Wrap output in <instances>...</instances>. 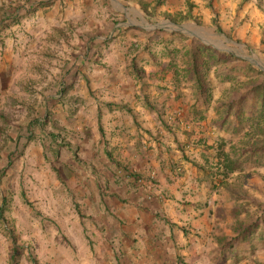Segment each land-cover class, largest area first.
<instances>
[{
  "label": "crops",
  "instance_id": "crops-1",
  "mask_svg": "<svg viewBox=\"0 0 264 264\" xmlns=\"http://www.w3.org/2000/svg\"><path fill=\"white\" fill-rule=\"evenodd\" d=\"M185 1L164 0V10L186 15ZM4 2L0 126L10 130L0 134L1 156L19 189L13 221L26 229L13 254L22 243L40 264H212L233 252L236 246L220 245L233 237L216 231L220 216L211 213L218 207L231 217L235 200L193 162L217 163L221 142L233 158L230 147L242 132L212 127L213 109L200 119L194 91L177 83L170 60L154 62L144 51L154 30L132 19L144 15L140 5L147 0ZM227 5L235 13L236 4ZM196 11L207 22L208 9ZM76 26L81 39L62 40L61 33L78 32ZM247 28L246 22L234 32ZM57 47L64 53L55 72L36 67L42 82L32 102L26 81L34 60L28 52L39 51L45 67L59 57ZM212 74L214 91L222 82ZM221 95L213 93L214 101Z\"/></svg>",
  "mask_w": 264,
  "mask_h": 264
},
{
  "label": "trees",
  "instance_id": "trees-1",
  "mask_svg": "<svg viewBox=\"0 0 264 264\" xmlns=\"http://www.w3.org/2000/svg\"><path fill=\"white\" fill-rule=\"evenodd\" d=\"M157 6L162 4L157 0ZM208 7L214 10L213 2L210 0ZM147 15V11H145ZM169 16L174 23H187L194 21L197 25H203V22L195 17L191 11L186 15ZM10 18V17H9ZM17 22L18 19H12ZM217 32L223 34V29L218 25L217 17L213 19ZM163 30H154L148 37V44L144 51H149L151 59L158 61V57L168 58L170 67L175 72L177 83L183 81L189 84L195 93L196 101L194 111L200 114V119H206L205 113L213 109L216 118L211 126L220 131H229L233 129L235 134L239 135L236 144L230 147L233 158L225 152L226 143L221 142L218 145L217 163H210L206 158L204 164L193 162V165L201 170L205 177L219 180L215 188H220L223 195L232 196L238 205L232 210L231 216L236 220L234 236L229 241H221L220 245L225 250H231L236 245H241L245 241L253 240L254 236L264 226V201L253 199L247 204L241 191L237 188L232 189L229 186L230 177L243 170V164L247 161L254 162L256 166L264 167V72L255 67L251 62L235 56L232 53L220 51L211 45L190 36L173 32L172 36H178L184 42L188 43L183 51L171 48L172 44L167 45L164 41L158 44L163 45V49L158 53L152 52V43H157L161 39ZM150 45V46H149ZM183 52L184 60L179 63L178 56ZM134 69L137 65L135 59L132 62ZM181 65V67H180ZM211 72L214 78L227 84L221 97L214 101ZM140 75V73L138 72ZM238 74H241L242 79ZM139 78H141L139 76ZM204 109V114L198 110ZM57 135H52L53 140H57ZM11 161L9 162V165ZM8 165V166H9ZM5 170L0 178H4ZM264 180V177H262ZM264 194V192H263ZM251 207L255 210L251 212ZM9 209L7 198L2 199L0 207V221L5 222V213ZM243 215V217H241ZM18 254L16 250L13 254L12 264H15V258Z\"/></svg>",
  "mask_w": 264,
  "mask_h": 264
},
{
  "label": "rangeland",
  "instance_id": "rangeland-1",
  "mask_svg": "<svg viewBox=\"0 0 264 264\" xmlns=\"http://www.w3.org/2000/svg\"><path fill=\"white\" fill-rule=\"evenodd\" d=\"M196 1L198 4H196ZM187 0L183 3V7L187 8L184 10V12H194L197 14H194L195 17L200 19L203 22V25H197L194 21L187 22V23H174L171 21L169 16L178 17L177 14H169L167 13L164 8L166 5L164 4V0H161L162 4L160 6H157L156 2L157 0H147L146 4L140 5L142 7V13L138 17L133 18L132 22L133 24L143 26L144 28L149 29V31L153 30H163V33L161 34L162 38L157 41V43H152V49L156 50V53H159L163 49V45L158 44L161 40L164 41V43L171 42L170 45L171 48L179 49L180 51H183V48L187 46L188 43L184 42L180 37L178 36H172L171 33L177 32L182 33L180 31H176L175 29H179V26H186L188 30L194 33L195 36H190L191 38L199 39L202 42L210 43L216 47H218L221 50H230L229 53L234 54L235 56L242 58V59H250L253 57L256 62H251L255 67L261 69L264 72V0H218L216 4V0H212L214 3V10H211L208 7V3H210V0ZM257 2V3H255ZM236 4V11L235 13L232 12L231 6H226V4ZM176 5L180 6V3H175ZM4 0H0V13L5 7ZM226 9L227 12L226 15H222L221 13H218L222 8ZM208 9L207 15V22L204 21V16L199 15L198 11L196 9ZM257 8V10H256ZM220 9V10H219ZM145 11H147V15L145 14ZM222 11V10H221ZM231 11V12H229ZM212 14V15H211ZM260 14H263L260 15ZM217 17L218 25L223 26L225 29V32L223 31V34H220L217 32V27L214 25L213 19L210 17L213 16ZM1 22H4L7 17L0 16ZM105 17H100V24H105L104 21ZM248 23L247 33L245 30L242 31L238 30L234 32V29L243 28L245 23ZM173 23V24H170ZM251 24H253L251 26ZM232 25V27L230 26ZM159 26V27H157ZM214 27V29H213ZM253 28L256 30L253 31ZM76 31L71 33H66V31H63L61 33L62 40L64 38H68V35L70 37H76L77 39H81V36L79 35V29L76 26ZM241 33V34H240ZM185 34V33H183ZM245 36V37H244ZM255 40L256 44H252V40ZM205 43V44H206ZM208 45V44H207ZM211 45V46H212ZM64 47H57L55 48V52H59V57L55 59V61L48 62L46 66L44 67L42 63H40L39 57L40 52L42 48L37 47L39 51L30 49L28 52V56L33 58V63L30 65L32 66L30 70V74L28 75V80L26 81V88L30 93V101L34 99L37 87L41 85L42 80H40V75L36 74V67L44 68L47 73H52V71H56L59 68L60 61L62 60L63 56V49ZM79 48V45H78ZM217 49V48H216ZM45 50V49H44ZM79 50V49H78ZM49 52H54L52 48H48ZM46 51V52H47ZM228 52V51H226ZM56 54V53H55ZM49 57L52 58V54H48ZM55 57V56H54ZM35 59L38 60L35 62ZM178 62H182L184 60L183 52L179 54L178 56ZM54 63V64H53ZM263 65V66H262ZM56 69V70H55ZM32 71V72H31ZM212 74V73H211ZM213 75V74H212ZM242 79L243 76L241 74H238ZM44 82H48V76L45 77ZM63 83V79H62ZM24 86V84H23ZM185 88H187L189 91H192V88L189 84L185 85ZM224 91V85L223 83H216V86L214 88L213 93L217 96L222 94ZM36 100H33L32 102H35ZM5 123H2V126H0V134H4L5 130H10V128L5 127ZM243 133V131H242ZM63 145V144H60ZM5 145L2 143V138L0 137V177L5 170V177L0 178V207L2 206V199L5 197L9 201V211L5 213V222L0 221V264H12V256H13V246L17 243V240L20 239L21 235L25 236L26 229L22 227V224L18 222L15 223L12 218V199L13 197L19 193V189L16 187L15 183H12V179L10 177H7V163L6 161L2 160V150L4 149ZM243 170H240L239 173L235 174L234 176H231L228 183L229 186L232 189L237 188L241 191V195L245 198V196L250 195L252 197L245 198L247 201L246 203L249 204L251 200L253 199H264V180L262 177H264V167L263 166H256L254 162L247 161L243 164ZM226 198V195H225ZM224 198V199H225ZM263 198V199H261ZM219 199V197H218ZM222 199V197L220 198ZM219 203L220 200H219ZM233 209H235V206H237V203H232ZM28 208L33 209L35 211L34 206H29ZM218 207L215 212H212L211 215H215L216 220L218 221L219 225L216 229L217 232L220 233V231L227 232L230 237L234 236V228H235V219L231 217H225L223 216V213L221 211H218ZM232 209V210H233ZM254 210H251V212ZM14 214V213H13ZM24 212L22 211L19 216L26 217V215H23ZM219 214V215H218ZM220 216V217H219ZM219 217V218H218ZM243 217V215L241 216ZM23 228V229H22ZM225 230V231H224ZM20 241V240H19ZM18 249V254L15 258V264H40V261L36 260V257H34L32 252H26L25 250L28 249L30 246H22L21 244H18L16 246ZM217 259H214L212 264H264V226H261V229L257 232V234L254 236L253 240L251 241H245L241 245H236L233 252L227 251L226 253L222 254L220 256V259L216 262Z\"/></svg>",
  "mask_w": 264,
  "mask_h": 264
},
{
  "label": "water",
  "instance_id": "water-1",
  "mask_svg": "<svg viewBox=\"0 0 264 264\" xmlns=\"http://www.w3.org/2000/svg\"><path fill=\"white\" fill-rule=\"evenodd\" d=\"M170 24H173V23H170ZM157 27H159V26H157ZM176 31H180V32H182V33H185V34H188V35H190V36H195L194 35V33L193 32H191L190 30H188V28L186 27V26H179V29H175ZM204 43H206V42H204ZM206 44H208V45H212V44H210V43H206ZM213 47H215V48H217V49H219L218 47H216V46H214V45H212ZM219 50H221V49H219ZM222 51H228V52H230V50H222ZM249 61H251V62H256L255 61V59L253 58V57H251L250 59H248Z\"/></svg>",
  "mask_w": 264,
  "mask_h": 264
},
{
  "label": "built area",
  "instance_id": "built-area-1",
  "mask_svg": "<svg viewBox=\"0 0 264 264\" xmlns=\"http://www.w3.org/2000/svg\"><path fill=\"white\" fill-rule=\"evenodd\" d=\"M152 177H154V175H152ZM142 180V179H141ZM141 182V181H140Z\"/></svg>",
  "mask_w": 264,
  "mask_h": 264
},
{
  "label": "bare ground",
  "instance_id": "bare-ground-1",
  "mask_svg": "<svg viewBox=\"0 0 264 264\" xmlns=\"http://www.w3.org/2000/svg\"><path fill=\"white\" fill-rule=\"evenodd\" d=\"M263 66V65H262Z\"/></svg>",
  "mask_w": 264,
  "mask_h": 264
}]
</instances>
